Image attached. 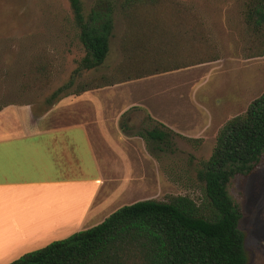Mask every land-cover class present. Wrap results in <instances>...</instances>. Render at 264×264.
Masks as SVG:
<instances>
[{
  "label": "rangeland",
  "instance_id": "374dc122",
  "mask_svg": "<svg viewBox=\"0 0 264 264\" xmlns=\"http://www.w3.org/2000/svg\"><path fill=\"white\" fill-rule=\"evenodd\" d=\"M81 1L87 12L95 0ZM174 1L201 22L199 48L213 60L74 95L77 83L110 72L120 61V16L103 64L74 73L84 51L67 0H0V105L27 103L35 111H49L38 128L86 126L103 174L99 200L108 191L111 195L104 217L147 199L188 195L203 201L204 183L197 172L218 130L264 91V53L246 56L243 0ZM40 64L42 74L36 71ZM70 80L73 85L49 103L51 94ZM158 123L171 132L162 150L137 134ZM17 131L3 128L0 135ZM227 191L241 208L238 228L247 264H264V152L251 172L230 180Z\"/></svg>",
  "mask_w": 264,
  "mask_h": 264
},
{
  "label": "trees",
  "instance_id": "16d2710c",
  "mask_svg": "<svg viewBox=\"0 0 264 264\" xmlns=\"http://www.w3.org/2000/svg\"><path fill=\"white\" fill-rule=\"evenodd\" d=\"M67 2L84 51L74 73L103 64L115 17L123 23L118 64L77 83L74 95L213 60L199 48L201 22L174 0H95L87 12L81 0ZM242 19L248 33L246 56H262L264 0H243ZM42 69L40 64L37 73ZM71 85L70 80L47 101ZM157 125L137 134L162 150L160 145L169 144L171 132L161 129L162 123ZM218 131L210 156L197 172L204 183L203 201L188 195L136 201L97 225L32 249L8 264H247L238 228L241 208L227 186L236 175L251 172L264 152V91Z\"/></svg>",
  "mask_w": 264,
  "mask_h": 264
},
{
  "label": "crops",
  "instance_id": "0c3cea01",
  "mask_svg": "<svg viewBox=\"0 0 264 264\" xmlns=\"http://www.w3.org/2000/svg\"><path fill=\"white\" fill-rule=\"evenodd\" d=\"M42 110L0 105V132L20 128L0 135V264L106 218L111 195L99 200L103 174L86 126L38 128Z\"/></svg>",
  "mask_w": 264,
  "mask_h": 264
}]
</instances>
